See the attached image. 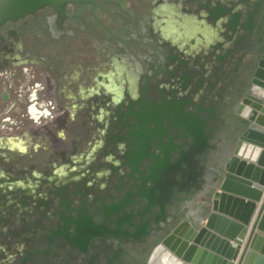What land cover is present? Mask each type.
Here are the masks:
<instances>
[{
	"label": "flooded vegetation",
	"instance_id": "flooded-vegetation-1",
	"mask_svg": "<svg viewBox=\"0 0 264 264\" xmlns=\"http://www.w3.org/2000/svg\"><path fill=\"white\" fill-rule=\"evenodd\" d=\"M263 8L264 0H88L3 20L0 264L140 259L157 232L132 239L125 216L141 206L134 185L146 163L159 144L169 148L164 117L197 113L204 132L224 133L264 37ZM188 140L171 143L185 149ZM198 172L190 164L185 173L196 175L182 182L191 204Z\"/></svg>",
	"mask_w": 264,
	"mask_h": 264
},
{
	"label": "water",
	"instance_id": "water-1",
	"mask_svg": "<svg viewBox=\"0 0 264 264\" xmlns=\"http://www.w3.org/2000/svg\"><path fill=\"white\" fill-rule=\"evenodd\" d=\"M77 2L88 0H0V23L42 6L60 13L64 4ZM258 14L264 18V8ZM256 51L250 79L220 137L212 129L204 132L206 119L197 113L161 116L172 138L189 140L185 149H176L172 138L169 148L159 144L160 155H153L154 164L146 163L140 185H134L141 206L125 216L123 232L135 240L149 234L148 227L157 233L132 264H233L236 259L235 264H264V37ZM192 163L199 168L191 190L194 204L182 193V182L196 175L185 173ZM128 201L126 196L121 204Z\"/></svg>",
	"mask_w": 264,
	"mask_h": 264
},
{
	"label": "crops",
	"instance_id": "crops-1",
	"mask_svg": "<svg viewBox=\"0 0 264 264\" xmlns=\"http://www.w3.org/2000/svg\"><path fill=\"white\" fill-rule=\"evenodd\" d=\"M263 194H264V191H263ZM231 243H233V242H231ZM242 247H243V245H241V248H240V250H239V253H238V255H237V258H238V256L240 255V252H241ZM236 261H237V259H236L235 261H233V264H235Z\"/></svg>",
	"mask_w": 264,
	"mask_h": 264
}]
</instances>
